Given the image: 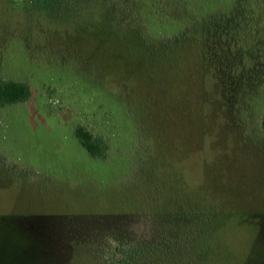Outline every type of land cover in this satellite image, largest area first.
I'll use <instances>...</instances> for the list:
<instances>
[{
	"label": "rangeland",
	"instance_id": "374dc122",
	"mask_svg": "<svg viewBox=\"0 0 264 264\" xmlns=\"http://www.w3.org/2000/svg\"><path fill=\"white\" fill-rule=\"evenodd\" d=\"M17 1L0 78L31 97L0 108V264H264V0ZM190 197L220 212L207 246Z\"/></svg>",
	"mask_w": 264,
	"mask_h": 264
},
{
	"label": "trees",
	"instance_id": "16d2710c",
	"mask_svg": "<svg viewBox=\"0 0 264 264\" xmlns=\"http://www.w3.org/2000/svg\"><path fill=\"white\" fill-rule=\"evenodd\" d=\"M25 1H35V0H24V1H17L15 5L24 4ZM166 28L168 25H161V27ZM168 33V29L164 30V34ZM147 34V33H145ZM31 97V89L27 82L23 81H16L11 79H3L0 78V108L6 107V106H12L17 105L20 103L26 102ZM260 127L262 131L264 132V110L260 117ZM74 137L79 143V145L86 151V153L89 155V157L93 159H100L103 160L106 159V154L108 151V145L102 140V138L92 135L89 131L84 129L83 127H77L74 130ZM201 200L197 201V199H193L190 197L187 205H184V207H188V211L185 210L182 212V215L184 220H190L192 221V217L195 216V221L193 222L196 225V229H192L194 234L197 232V236H200L199 238H202L206 242V246L208 245L209 239L213 236V231L219 228L221 225V220L218 214L216 206H204L200 203ZM185 203V204H186ZM190 207H196V208H206L210 209L207 211L206 217H201L198 214V211H194L195 214L193 215L191 212ZM213 207V209H212ZM193 215V216H192ZM187 225V224H186ZM189 228V226H187ZM189 235V234H188ZM187 235V236H188Z\"/></svg>",
	"mask_w": 264,
	"mask_h": 264
}]
</instances>
